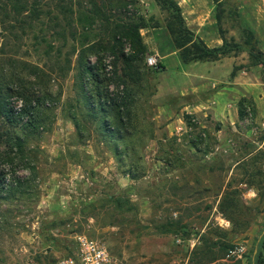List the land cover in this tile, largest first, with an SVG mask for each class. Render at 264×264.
<instances>
[{
    "label": "rangeland",
    "instance_id": "rangeland-1",
    "mask_svg": "<svg viewBox=\"0 0 264 264\" xmlns=\"http://www.w3.org/2000/svg\"><path fill=\"white\" fill-rule=\"evenodd\" d=\"M124 1L111 20L143 16L160 25L146 57L155 54L162 67L143 65L120 139L102 134L100 114L91 115L80 88L78 49L101 33L99 22L87 27L86 1L72 0L69 20L55 11L56 0H38L43 10L32 17L0 2V79L30 90L34 100L46 97L40 127L27 139L29 163L6 168L9 179L27 184L23 194L0 199V264H55L74 254L81 233L101 239L117 264H253L264 236V65L235 50L184 65L163 27L166 10L155 0ZM175 1L210 47L222 38L246 45L254 22L264 37V0ZM61 28L65 40L55 36ZM140 33L145 41V29ZM102 60L110 76L112 56ZM108 93L118 99L123 88L110 84ZM109 118L123 129L116 115Z\"/></svg>",
    "mask_w": 264,
    "mask_h": 264
},
{
    "label": "trees",
    "instance_id": "trees-1",
    "mask_svg": "<svg viewBox=\"0 0 264 264\" xmlns=\"http://www.w3.org/2000/svg\"><path fill=\"white\" fill-rule=\"evenodd\" d=\"M4 1L12 3V6L17 7V9H13L18 12L21 9L30 12L32 14L31 17L39 16L40 12H42V8L37 3L38 0H32L28 5L22 0ZM85 1L88 7L82 16L87 21V27L91 29L95 22H99L101 33L93 41H87L88 37L84 35L83 41L87 42L82 45L81 49H78L77 61L80 66V88L91 115L96 117L100 114L99 126L102 134L107 137L120 139V132L126 126V122L121 116L122 112L126 111L134 103V95L140 93L142 88L140 80L146 76L143 65L146 63L144 60L146 54L149 53V47L140 32L142 29L160 28V25L148 23L151 20L147 21L143 16L127 20L121 18L111 20L114 16L111 13L112 10L118 7H125V1L124 3H121L120 0ZM214 1L217 4L221 2L220 0ZM71 2L72 0L69 4H66L65 0H56L54 5L55 11L62 15L65 20H69L71 15L76 13V2ZM155 2L167 12L163 27L166 29L168 37H170V43L178 51L179 59L184 65L198 61L215 60L229 54L231 50L246 51L253 59L251 61L252 65H264V53L260 50L258 40L252 29L247 31L250 36L248 35L245 41L246 45L252 44L251 38L254 37V43L249 47L238 43L231 44L223 38L221 45L210 47L187 27L181 8L175 0H155ZM81 3L78 4V7ZM217 6V9H219V5ZM217 9L215 11L216 18L219 19L225 9L222 8L220 11ZM46 10L48 14L53 15L59 21L58 15L53 14L50 8ZM66 13L70 17H67ZM66 23L69 24L70 21ZM65 34L64 28L55 31V36L57 35L58 39L63 38L65 40ZM127 43L129 44L128 51H126ZM58 50L61 52V47ZM104 54L112 56L110 76H106L104 72L105 66L102 60ZM90 56H94L97 63L93 64L89 59ZM157 67H162L161 63H157ZM11 83L10 78L7 80L5 78L0 79V199H7L17 193H24L23 188L27 184L26 181L18 177L9 179L6 168L12 167V171L15 172V163H29L26 150L27 139L29 136L35 135L40 127L39 114L42 113L41 108L43 106L40 101L46 98L44 96L34 100V94L30 90L21 88V86L14 88ZM89 83L92 88L86 93V86ZM110 84L123 88V93L120 96L118 95V99L108 96V86ZM20 100L19 106L13 105L14 102ZM127 113L130 116L131 112ZM238 114L240 117L243 116L242 105H239ZM110 115L117 116V120L124 124L123 129L111 123ZM74 125L77 129V124L74 123ZM228 195H224L223 199L229 201L230 212L238 214V212L233 211L239 208L238 202ZM220 207L225 210L223 204ZM185 227L186 225L180 228L185 229ZM263 250L264 236L253 264H263Z\"/></svg>",
    "mask_w": 264,
    "mask_h": 264
},
{
    "label": "built area",
    "instance_id": "built-area-1",
    "mask_svg": "<svg viewBox=\"0 0 264 264\" xmlns=\"http://www.w3.org/2000/svg\"><path fill=\"white\" fill-rule=\"evenodd\" d=\"M145 62L150 67H157L156 55H148ZM74 239V254L59 257L55 264H117L116 259L101 239L84 233L77 234ZM240 252H242L241 249H235L232 253L239 254Z\"/></svg>",
    "mask_w": 264,
    "mask_h": 264
},
{
    "label": "crops",
    "instance_id": "crops-1",
    "mask_svg": "<svg viewBox=\"0 0 264 264\" xmlns=\"http://www.w3.org/2000/svg\"><path fill=\"white\" fill-rule=\"evenodd\" d=\"M240 17H242L241 15H240ZM155 28H153V29H145V32L147 33V35H148V37L147 38H145V42H146V44L148 45V47H149V50L150 49H154L155 48V46H156V44H157V42L155 41V34H154V32H153V30H154ZM252 31L254 32V35H255V37H256V39L258 40V46H259V48H260V50L264 53V37H262L261 35H260V32H261V30H259V28L257 27V23L256 22H254V26H252ZM222 42V41H221ZM208 44V43H207ZM220 43H217V45H219ZM208 46H209V44H208ZM158 47V46H157ZM257 66V65H256ZM261 96H259L258 95V98H260V99H262V98H264V93L261 91ZM233 108V107H232ZM234 109V108H233ZM229 111L231 110V109H228ZM235 114V110H234V112H233V115Z\"/></svg>",
    "mask_w": 264,
    "mask_h": 264
}]
</instances>
